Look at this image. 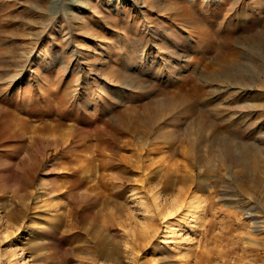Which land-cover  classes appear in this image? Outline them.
I'll return each instance as SVG.
<instances>
[{"label": "rangeland", "instance_id": "obj_1", "mask_svg": "<svg viewBox=\"0 0 264 264\" xmlns=\"http://www.w3.org/2000/svg\"><path fill=\"white\" fill-rule=\"evenodd\" d=\"M0 264H264V0H0Z\"/></svg>", "mask_w": 264, "mask_h": 264}, {"label": "bare ground", "instance_id": "obj_2", "mask_svg": "<svg viewBox=\"0 0 264 264\" xmlns=\"http://www.w3.org/2000/svg\"><path fill=\"white\" fill-rule=\"evenodd\" d=\"M179 176H180V175H179ZM188 176H189L188 174H185V175L183 176V178L186 179V178H188ZM189 177H190V176H189ZM200 185H201V184H200ZM187 187H188V186H187ZM189 188H190V187H189ZM165 201H166V200H165ZM174 202H175V201H174ZM178 202H179V200H178ZM180 202H181V201H180ZM180 202H179V203H180ZM179 203H178V204H179ZM171 204H172V203H171ZM174 206H175V205H174ZM174 206H173V207H174ZM176 206H177V205H176ZM171 209H172V208H171ZM162 211H164V210H162ZM170 212H171V210H170ZM170 212H169V213H170ZM161 213H163V212H161ZM172 213H173V210H172ZM172 213H171V214H172ZM163 214H164V213H163ZM164 215L166 216V212H165ZM165 216H164V218H165ZM167 217H168V211H167ZM167 217H166V218H167ZM164 218H163V219H164ZM168 218H169V217H168ZM208 220H209V219H208ZM203 231H204V230H203ZM196 259H197V258H196ZM197 261H198V260H197ZM195 262H196V261H195Z\"/></svg>", "mask_w": 264, "mask_h": 264}]
</instances>
